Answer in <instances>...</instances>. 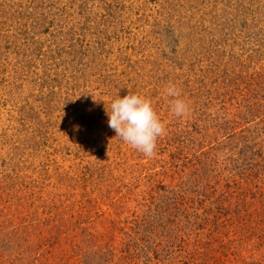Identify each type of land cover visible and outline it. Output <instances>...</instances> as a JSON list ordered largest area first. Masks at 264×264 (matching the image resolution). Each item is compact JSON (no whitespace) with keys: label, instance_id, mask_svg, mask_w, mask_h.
<instances>
[{"label":"rangeland","instance_id":"1","mask_svg":"<svg viewBox=\"0 0 264 264\" xmlns=\"http://www.w3.org/2000/svg\"><path fill=\"white\" fill-rule=\"evenodd\" d=\"M0 264H264V0H0Z\"/></svg>","mask_w":264,"mask_h":264},{"label":"clouds","instance_id":"2","mask_svg":"<svg viewBox=\"0 0 264 264\" xmlns=\"http://www.w3.org/2000/svg\"><path fill=\"white\" fill-rule=\"evenodd\" d=\"M165 94L174 97L171 111L177 117L186 116L189 105L181 99L179 89L170 84ZM108 127L125 143L146 157L155 155L158 137L165 135L166 126L160 120L152 103L147 98L135 93H128L123 98L118 97L111 103L107 111Z\"/></svg>","mask_w":264,"mask_h":264}]
</instances>
